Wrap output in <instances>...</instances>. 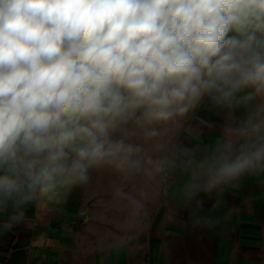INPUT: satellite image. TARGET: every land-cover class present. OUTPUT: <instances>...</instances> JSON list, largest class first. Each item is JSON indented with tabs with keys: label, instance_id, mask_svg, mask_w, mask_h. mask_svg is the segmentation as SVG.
<instances>
[{
	"label": "clouds",
	"instance_id": "clouds-1",
	"mask_svg": "<svg viewBox=\"0 0 264 264\" xmlns=\"http://www.w3.org/2000/svg\"><path fill=\"white\" fill-rule=\"evenodd\" d=\"M201 108L214 142L172 151ZM104 169L182 173L191 225L215 227L197 193L264 174V0H0V232ZM113 197L145 211L146 190Z\"/></svg>",
	"mask_w": 264,
	"mask_h": 264
},
{
	"label": "crops",
	"instance_id": "crops-1",
	"mask_svg": "<svg viewBox=\"0 0 264 264\" xmlns=\"http://www.w3.org/2000/svg\"><path fill=\"white\" fill-rule=\"evenodd\" d=\"M205 117L218 119L201 108L174 127L171 150L212 144L218 133L192 134L193 125ZM93 173L63 202L43 209L29 206L24 223L0 232V264H264V174L197 193L205 202L200 214L214 207L219 220L207 228L191 225L195 209L179 190L180 172L161 176L160 203L152 215L145 208L134 226L121 225L116 214L127 207L107 199L109 193L95 186ZM230 208L238 210L229 213Z\"/></svg>",
	"mask_w": 264,
	"mask_h": 264
},
{
	"label": "rangeland",
	"instance_id": "rangeland-1",
	"mask_svg": "<svg viewBox=\"0 0 264 264\" xmlns=\"http://www.w3.org/2000/svg\"><path fill=\"white\" fill-rule=\"evenodd\" d=\"M171 137H172V132H171V134H169V133L167 134L169 146L171 144V142H170ZM93 174H94L93 180H94L95 186L101 188V190L103 192L107 191V194L109 193V196H107V199L108 198H110V200L115 199L113 196H110V192H111V190H113V186L115 184H120L125 188L126 191H130L136 195H139V193L142 190L147 191V197H146L144 202H145V208H149V215H152V211L160 203V200H161L160 179H161V177L158 179L157 182L148 186L145 189V186L141 180L138 179L135 182H133V181H130L125 177H121V176H119V175H117V174H115L112 171L107 170V169L94 171ZM115 200L117 201L116 204L126 206L125 202L119 201L117 199H115ZM116 215H118V218H119L121 225L124 226L127 224H129V225L133 224L132 222L131 223L129 222L128 211H120ZM142 218H143L142 214L140 216L136 217L134 220V224L135 225L139 224L141 222ZM144 218H145V215H144ZM134 224H133V226H134Z\"/></svg>",
	"mask_w": 264,
	"mask_h": 264
}]
</instances>
